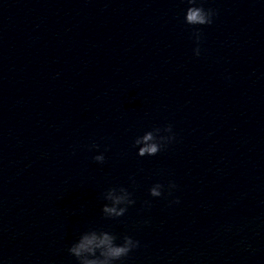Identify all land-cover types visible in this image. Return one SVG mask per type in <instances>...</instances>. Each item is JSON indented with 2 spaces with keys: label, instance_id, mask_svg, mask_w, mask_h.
I'll use <instances>...</instances> for the list:
<instances>
[{
  "label": "clouds",
  "instance_id": "9594fccd",
  "mask_svg": "<svg viewBox=\"0 0 264 264\" xmlns=\"http://www.w3.org/2000/svg\"><path fill=\"white\" fill-rule=\"evenodd\" d=\"M191 5L186 9L185 23L191 26L210 25L213 22V17L216 15L213 9H205L202 5L197 6L198 0H187ZM197 41H199L201 33L199 30L194 32ZM195 55H200V49H195ZM168 133V135H161V132ZM175 139L172 125H167L165 128H154L146 132L144 135L137 137L134 141V146L138 147V155L155 156L162 148L166 147ZM96 144L92 148H98ZM98 163H104L105 157L99 154L93 157ZM176 185L170 183L168 185L169 195L171 190L175 189ZM164 185L155 184L149 189L152 197H161L163 195ZM132 194L124 187H111L104 194L103 198L109 203L102 207V213L107 219H117L125 215L128 207L133 205L135 201L131 198ZM179 203V200H175ZM150 205V202L146 201ZM121 239V243L116 241ZM140 246L138 240L133 239L129 235L117 237V235L105 230H88L83 232L78 240L71 244L68 248L70 255L75 257L78 264H115L117 261L123 260L134 249Z\"/></svg>",
  "mask_w": 264,
  "mask_h": 264
}]
</instances>
